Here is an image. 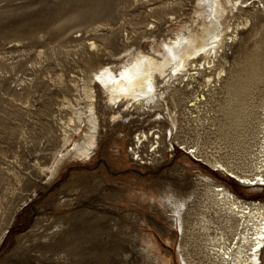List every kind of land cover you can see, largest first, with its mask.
I'll return each instance as SVG.
<instances>
[{"label": "rangeland", "instance_id": "374dc122", "mask_svg": "<svg viewBox=\"0 0 264 264\" xmlns=\"http://www.w3.org/2000/svg\"><path fill=\"white\" fill-rule=\"evenodd\" d=\"M217 3L0 0V264H224L218 190L264 207V0ZM188 42L153 100L101 83Z\"/></svg>", "mask_w": 264, "mask_h": 264}, {"label": "bare ground", "instance_id": "6f19581e", "mask_svg": "<svg viewBox=\"0 0 264 264\" xmlns=\"http://www.w3.org/2000/svg\"><path fill=\"white\" fill-rule=\"evenodd\" d=\"M208 1L210 3L209 10L213 11L214 16V21H211V25L217 29V25H220V4L217 3L218 0L215 5L211 3L212 0ZM197 40L196 38L194 43L197 44ZM193 44L188 42L182 46L171 45L164 66L157 63L154 59L147 58L150 66L148 71L144 70L143 72L141 70L137 73L125 71L121 74V79L119 80L108 70L101 75V83L111 92L112 100L121 94L130 96L135 100H153L155 73L164 74L166 69L172 67V62L179 59L178 64L174 66L175 70L178 68L184 69L187 66L188 59L192 55H185V53L188 52V49ZM181 55L182 57H180ZM223 170L227 171L226 169ZM218 192L222 196V202L229 206L231 215L239 217V221L241 222L238 225V229H235L236 235L234 236V240L225 239L221 244L219 258L224 264H264V207L261 204L254 205L253 208L245 207L230 191L222 188ZM253 210L256 212H252Z\"/></svg>", "mask_w": 264, "mask_h": 264}]
</instances>
